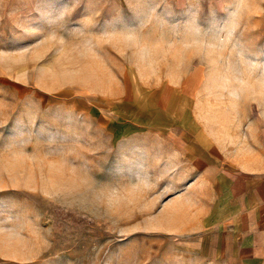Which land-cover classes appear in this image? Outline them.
<instances>
[{"label": "rangeland", "instance_id": "obj_1", "mask_svg": "<svg viewBox=\"0 0 264 264\" xmlns=\"http://www.w3.org/2000/svg\"><path fill=\"white\" fill-rule=\"evenodd\" d=\"M253 151L264 0H0V264H264Z\"/></svg>", "mask_w": 264, "mask_h": 264}, {"label": "crops", "instance_id": "obj_2", "mask_svg": "<svg viewBox=\"0 0 264 264\" xmlns=\"http://www.w3.org/2000/svg\"><path fill=\"white\" fill-rule=\"evenodd\" d=\"M250 154L245 162H238L233 174L222 175L209 190L212 198H236L239 205L234 216L235 230L253 238L263 222L264 164H260L258 152Z\"/></svg>", "mask_w": 264, "mask_h": 264}]
</instances>
